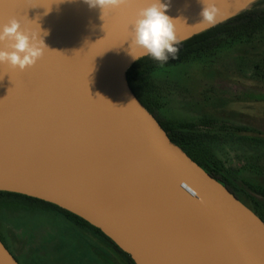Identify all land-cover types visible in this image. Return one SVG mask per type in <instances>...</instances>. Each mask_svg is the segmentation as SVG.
Segmentation results:
<instances>
[{
	"label": "water",
	"instance_id": "95a60500",
	"mask_svg": "<svg viewBox=\"0 0 264 264\" xmlns=\"http://www.w3.org/2000/svg\"><path fill=\"white\" fill-rule=\"evenodd\" d=\"M255 1L205 0L218 10L208 25L202 0H161L178 44ZM152 2L102 12L85 0H0V26L14 17L48 48L23 71L0 64V192L60 207L134 264H264V221L172 143L128 85L147 57L131 46L132 22ZM14 258L0 241V264Z\"/></svg>",
	"mask_w": 264,
	"mask_h": 264
},
{
	"label": "rangeland",
	"instance_id": "374dc122",
	"mask_svg": "<svg viewBox=\"0 0 264 264\" xmlns=\"http://www.w3.org/2000/svg\"><path fill=\"white\" fill-rule=\"evenodd\" d=\"M255 39L249 46L222 49L153 78L160 116L174 126L192 124L206 135L207 158L235 177L242 189L244 183L264 187V147L258 144L264 141V31ZM251 197L257 203L252 208L264 221V198ZM53 219L21 218L7 225L14 236L11 248L25 257L24 264H126L119 254L88 255L83 245L89 242L73 224Z\"/></svg>",
	"mask_w": 264,
	"mask_h": 264
},
{
	"label": "trees",
	"instance_id": "16d2710c",
	"mask_svg": "<svg viewBox=\"0 0 264 264\" xmlns=\"http://www.w3.org/2000/svg\"><path fill=\"white\" fill-rule=\"evenodd\" d=\"M263 1L255 2L248 10H244L237 16L185 42L177 44L178 53L175 59L170 57L168 61L160 62L147 56L132 64L125 73L132 93L137 97L140 104L152 114L171 142L176 144L192 161L197 163L214 180L225 186L232 195L254 213L256 212L252 205H257V203L251 195L264 198V187L252 183H244V188H239L235 177L223 171L218 162L207 158L203 145L207 138L206 135L193 130L192 124L174 126L165 121L159 114V106L154 94L153 78L160 72L175 66L205 60L222 49H230L234 46H249L255 43L257 41L255 39L256 34L264 31ZM259 143L264 147V141H258ZM44 217H61L71 222L74 226L93 233L108 243L124 259L126 264H134L128 254L123 253L98 229L60 209V207L58 208L52 204L22 195L0 192V241L3 245L6 244L10 251H12V238L14 236L10 235L6 230L7 225H12L14 220L21 218L42 219Z\"/></svg>",
	"mask_w": 264,
	"mask_h": 264
},
{
	"label": "clouds",
	"instance_id": "9594fccd",
	"mask_svg": "<svg viewBox=\"0 0 264 264\" xmlns=\"http://www.w3.org/2000/svg\"><path fill=\"white\" fill-rule=\"evenodd\" d=\"M89 7H99L102 12L121 7L128 0H85ZM204 7L201 12L202 22L208 25L216 23L217 8L202 0ZM168 5L161 0L153 2L137 12L132 22L131 46L141 48L145 55L160 62H166L171 57L176 58L179 43L175 35L174 21L166 15ZM47 35V33H45ZM8 42L5 49H0V64H7L21 71L32 67L44 55L47 46L42 38L22 29L16 18H11L0 26V43ZM10 49V50H9ZM135 59V58H134ZM182 187L193 196L196 192L187 183Z\"/></svg>",
	"mask_w": 264,
	"mask_h": 264
},
{
	"label": "crops",
	"instance_id": "0c3cea01",
	"mask_svg": "<svg viewBox=\"0 0 264 264\" xmlns=\"http://www.w3.org/2000/svg\"><path fill=\"white\" fill-rule=\"evenodd\" d=\"M51 218H54V217H51ZM54 219L58 223V222H61L60 219H62V218L59 217V218H54ZM74 229L77 230V232L79 233V235L81 236L82 239H85L86 241L88 240L89 243L85 246L83 245L85 253H87L88 255L91 253L93 255H95L99 251H102V252L107 253V254H109V253L118 254L108 243H106L104 240H102L100 237L94 235L93 233H91L85 229L78 228V226L77 227L74 226ZM75 235H77L76 231H75ZM12 252L14 253L13 250H12ZM17 257H18V260L20 261V263L24 264L23 260L25 257H23V258H21L19 256H17Z\"/></svg>",
	"mask_w": 264,
	"mask_h": 264
},
{
	"label": "flooded vegetation",
	"instance_id": "af4514ba",
	"mask_svg": "<svg viewBox=\"0 0 264 264\" xmlns=\"http://www.w3.org/2000/svg\"><path fill=\"white\" fill-rule=\"evenodd\" d=\"M262 219V218H261ZM263 220V219H262ZM5 247L8 249V251L13 255V257H15V259L18 261V263H20V261L18 260V257L12 252L10 251V249L8 248V246L6 244H4Z\"/></svg>",
	"mask_w": 264,
	"mask_h": 264
},
{
	"label": "snow or ice",
	"instance_id": "6c2138e0",
	"mask_svg": "<svg viewBox=\"0 0 264 264\" xmlns=\"http://www.w3.org/2000/svg\"><path fill=\"white\" fill-rule=\"evenodd\" d=\"M54 2H59V0H53V3H54Z\"/></svg>",
	"mask_w": 264,
	"mask_h": 264
}]
</instances>
